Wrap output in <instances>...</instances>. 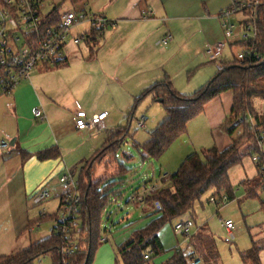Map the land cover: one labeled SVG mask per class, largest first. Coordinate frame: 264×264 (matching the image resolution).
Segmentation results:
<instances>
[{
  "label": "crops",
  "instance_id": "obj_1",
  "mask_svg": "<svg viewBox=\"0 0 264 264\" xmlns=\"http://www.w3.org/2000/svg\"><path fill=\"white\" fill-rule=\"evenodd\" d=\"M48 1L52 7H59L60 13L66 12L61 11L64 4L69 7L67 11L85 7L90 13L112 21L113 25L98 46L72 44L63 65L33 70L11 95L0 98V142L10 145L7 150L0 151V257L28 249L53 235L51 228L60 205V177L68 174L79 181L86 163L113 135L131 128L139 109L143 111L144 107L150 106L149 114H153L151 120L144 114L140 118L146 117L144 128L149 120L159 125L167 118L166 111L152 95L136 105L144 92L158 83L167 82L181 95L193 96L216 76L224 63L237 58L232 53L234 47L239 49L238 54L244 49L239 46L244 16L230 14L232 0ZM226 23L234 26L232 38L226 37ZM168 36L171 40L163 45L161 42ZM225 39L228 43L221 59L207 54L210 46ZM79 108L90 116L102 112H107L108 116L97 128L80 131L74 122ZM232 108V92L210 101L204 112L188 123L186 134L157 160L162 165L160 172L155 168L147 172L148 181H144V186L140 185L142 187L126 202L124 207L128 214L119 221L117 218L124 208V190L120 200L110 202L103 218V241L93 255L92 264H118L117 248L150 222L151 210L146 212L142 203L133 200L142 193L143 187L161 189L165 179L175 173L173 169H178L189 153L214 146L224 150L231 145V137L221 127ZM39 115L45 119L39 122ZM175 148L179 150L176 161L166 165V154ZM123 156L122 150V165L135 160L131 155L130 161H126ZM80 160L86 161L85 165L79 176H74L72 171ZM140 160L144 165L150 162H145L141 154ZM104 163H108L107 166L101 164L96 169V180H99L97 175L102 167L119 169L106 177L122 170L113 163V158ZM252 164V168L247 166L248 171H243L244 165L233 167L230 178L238 171L240 185L254 179L258 181V170L253 161ZM157 174H160L159 178ZM242 186L247 196L249 186ZM44 188L49 190L51 198L45 207L35 206L32 198ZM211 198L213 195L209 198L210 203ZM231 200L224 205H215L225 207ZM35 208L39 212H35ZM187 219H190L189 215L182 218ZM194 223L190 239L176 235L173 223L162 228L159 239L165 253L160 256L159 264H164L175 252L198 257L202 264L207 256L213 257L210 252H204V240L213 239L211 232L204 223L198 225L196 218ZM44 225L47 235L33 243L31 235Z\"/></svg>",
  "mask_w": 264,
  "mask_h": 264
},
{
  "label": "trees",
  "instance_id": "obj_2",
  "mask_svg": "<svg viewBox=\"0 0 264 264\" xmlns=\"http://www.w3.org/2000/svg\"><path fill=\"white\" fill-rule=\"evenodd\" d=\"M72 1L76 3L79 0ZM259 1L262 5L258 9L256 21V48L260 61H240L235 58L232 62L224 63L216 76L193 96L181 95L171 84L163 82L152 86L137 99L136 105H139L152 95L167 113V118L150 133L147 142L143 145L133 143L145 162L159 160L179 137L186 134L188 123L201 115L210 101L226 92L233 94V108L221 130L231 137L232 143L224 150L214 146L188 156L179 169L165 179V185L158 192L145 198L142 204L146 212L151 210V220L117 248L118 264H148L164 254L159 232L164 226L180 221L187 215L195 221L194 205L205 194L211 192L217 199L224 195L229 199L234 197L230 170L241 164L244 156L252 157L258 152L257 135L264 128V115L254 106V100H264V0ZM58 13L59 7H55L54 15L59 16ZM239 46L248 45L242 42ZM129 137H132L129 128L113 135L104 148L86 163L79 176V192L82 196L79 251L66 258L61 237L52 235L28 249L1 256L0 264H34L46 256L50 258L51 264H92L93 255L103 241V218L110 202L120 200L126 188V175L131 169L120 163V156ZM124 156L126 161L132 158L126 154ZM109 158H113V163L119 165L121 172L96 180V169ZM250 184L242 183L249 186L247 197H258L260 182ZM262 206L264 208V202ZM259 253L260 249L254 246L242 254L243 264H261ZM191 259L182 252H175L164 264H189Z\"/></svg>",
  "mask_w": 264,
  "mask_h": 264
},
{
  "label": "built area",
  "instance_id": "obj_3",
  "mask_svg": "<svg viewBox=\"0 0 264 264\" xmlns=\"http://www.w3.org/2000/svg\"><path fill=\"white\" fill-rule=\"evenodd\" d=\"M262 5L259 0H232L230 14L244 16L241 41L248 46L237 55V59L245 61H260L261 57L256 48L257 14ZM54 15V7L48 0H0V98L9 96L39 65L58 67L67 60L69 44L80 46L90 44L98 46L105 37L107 30L113 25L112 21L101 15L87 11L85 7ZM56 16V17H55ZM85 27V28H84ZM226 27V37L235 35L234 26L230 23ZM171 36L161 43L167 45ZM228 40H222L210 46L207 54L214 59H221ZM38 112V111H37ZM39 114V112H38ZM108 116L107 112L89 115L79 108L74 117L75 126L80 131H90L97 128ZM42 121L43 115H39ZM146 117L138 121V127L144 128ZM258 152L251 157L258 174L260 189L264 193V133L257 135ZM10 147L5 141L0 142V151ZM60 205L57 210L51 233L61 237L64 248L63 255L70 258L80 248L81 204L82 196L79 192V181L65 174L60 177ZM157 187L144 188L136 195L134 202L142 203L149 195L155 194ZM51 198L47 189H41L32 198L35 206H41ZM214 204H226L228 196L211 198ZM157 208L160 206L157 204ZM227 236L234 239L235 225L232 220L220 219ZM195 223L192 219L177 221L173 227L174 233L185 238L193 235ZM149 259V256H146ZM198 257L191 259L189 264H201Z\"/></svg>",
  "mask_w": 264,
  "mask_h": 264
},
{
  "label": "rangeland",
  "instance_id": "obj_4",
  "mask_svg": "<svg viewBox=\"0 0 264 264\" xmlns=\"http://www.w3.org/2000/svg\"><path fill=\"white\" fill-rule=\"evenodd\" d=\"M68 9L69 7L66 4L62 5L61 7V11H67ZM71 48H73V46L72 44H69L67 50ZM238 52L239 49L237 47H234L232 53L237 56ZM41 66L42 65L39 64L34 70L40 68ZM254 104L257 108L255 109L259 113L264 115V102L259 99L255 100ZM143 109V111L142 109H139L137 111L136 118L130 128V135L132 137L128 138L127 142L122 148L123 154H127L129 156L132 155L135 158V160L130 163L126 162V166L131 168V173L128 174L126 177L127 186L124 189L123 193V196L125 198L122 204L123 207L125 206L126 202L131 198L132 194L136 192L139 187L141 188L142 186H144L143 182L148 181L147 172H149L152 168L158 169L160 172V167L162 166L157 160H150L148 164L145 163L144 165L140 160L139 151L133 146V143L142 145L147 142L150 137V133L155 130L158 126L157 123L152 124L150 122L151 116L153 115L149 114L150 106L144 107ZM143 114L148 115L150 120L147 121L145 128H140L138 127V121L140 120ZM260 131L261 133H264V128H261ZM178 153L179 150L175 148V150H171V152L166 154V165H169L167 163H170V165L171 163H174L176 161V156L178 155ZM197 153H200V151H197ZM192 154L193 153H189V155L187 156H190ZM123 158L125 157L123 156ZM123 158L122 160H124ZM85 162L86 161L80 160L78 163H76L77 167H75L72 171V174L74 176H79V172L81 168H83V166L85 165ZM104 164L107 166L108 163H103V166ZM166 165L165 167L168 168ZM240 165L245 166L243 168V171H248L247 166H250L252 168L253 164L251 156H244ZM178 169H173L172 172H176ZM118 171V167H112L109 170L108 168L102 167L98 171L97 179L104 177L109 178L106 177L108 174H114ZM165 172H168V170H166ZM157 175V177L159 178L160 174ZM230 180L233 186L234 197L227 206L218 207L215 204L210 203L209 198L212 195L211 192L201 197V199L197 201L194 205V215L198 222V225H202L204 223V226L208 228L213 237V239L204 240V252H206V254L210 252V255H213V257L207 256V259L206 261H204V264H243L242 254L246 253L254 246L260 249V262L261 264H264V208L262 206V202H264V193L259 188L258 197L248 198L245 195L243 186L240 185V172L238 171H234L233 174H231ZM255 181L257 180H251V185ZM45 203L43 204V207H45ZM124 208L123 211L120 212L121 215L118 216L117 221H119L122 217L128 214V211H126L127 209ZM33 210H36L35 212H39V209L37 208ZM41 210L42 209H40V211ZM220 219L233 221L235 225L234 239H230L229 236H227L225 228L220 223ZM172 223L173 225H175V221H173ZM45 235H47V229L44 225L43 227H41L39 232H36L31 235L32 242H38ZM181 238L185 239V237L183 236H181ZM168 255L169 253L167 255L165 254V256ZM160 260V256H157L152 259L148 264H159ZM34 264H51V262L49 258L42 257L41 259L37 260Z\"/></svg>",
  "mask_w": 264,
  "mask_h": 264
},
{
  "label": "water",
  "instance_id": "obj_5",
  "mask_svg": "<svg viewBox=\"0 0 264 264\" xmlns=\"http://www.w3.org/2000/svg\"><path fill=\"white\" fill-rule=\"evenodd\" d=\"M11 145H14V142H12Z\"/></svg>",
  "mask_w": 264,
  "mask_h": 264
}]
</instances>
